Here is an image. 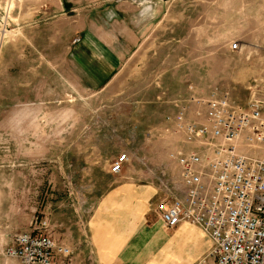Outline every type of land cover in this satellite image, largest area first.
<instances>
[{
	"label": "rangeland",
	"instance_id": "obj_1",
	"mask_svg": "<svg viewBox=\"0 0 264 264\" xmlns=\"http://www.w3.org/2000/svg\"><path fill=\"white\" fill-rule=\"evenodd\" d=\"M261 83L264 0H0V264L35 219L55 239V184L64 201L76 181L90 190L123 153L119 174L152 173V223L172 237L155 213L179 181L171 154L199 148L172 117L186 106L194 118L214 88L246 104ZM183 224L176 250L197 261L212 242Z\"/></svg>",
	"mask_w": 264,
	"mask_h": 264
},
{
	"label": "built area",
	"instance_id": "obj_2",
	"mask_svg": "<svg viewBox=\"0 0 264 264\" xmlns=\"http://www.w3.org/2000/svg\"><path fill=\"white\" fill-rule=\"evenodd\" d=\"M249 92L241 104L230 89L214 88L208 99L196 101L206 108L194 118L186 106L172 117L185 141L199 148L171 154L179 181L155 211L167 228L188 223L207 233L211 249L194 264H264V84ZM128 161L126 153L119 155L111 172L119 174ZM34 224L14 236L4 256L16 264H72L70 246L37 232L47 221Z\"/></svg>",
	"mask_w": 264,
	"mask_h": 264
},
{
	"label": "crops",
	"instance_id": "obj_3",
	"mask_svg": "<svg viewBox=\"0 0 264 264\" xmlns=\"http://www.w3.org/2000/svg\"><path fill=\"white\" fill-rule=\"evenodd\" d=\"M248 18L252 19L251 15ZM255 42L259 47L260 42ZM97 76V81L105 82L104 73ZM90 171L94 172L93 168L85 169L83 176ZM103 171L90 190L87 184L76 181L65 201L62 197L59 200L55 184L51 233L72 248L73 264H192L196 258H185L174 244L175 238H184L191 230L181 224L172 237L166 238L152 223L156 195L152 173H145V180L138 182L126 173ZM147 251L151 254L148 261Z\"/></svg>",
	"mask_w": 264,
	"mask_h": 264
}]
</instances>
